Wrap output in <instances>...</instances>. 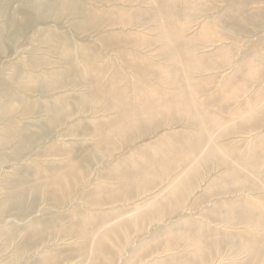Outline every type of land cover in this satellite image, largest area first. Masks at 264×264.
<instances>
[{
	"label": "rangeland",
	"instance_id": "rangeland-1",
	"mask_svg": "<svg viewBox=\"0 0 264 264\" xmlns=\"http://www.w3.org/2000/svg\"><path fill=\"white\" fill-rule=\"evenodd\" d=\"M168 24L200 62L188 81L219 129L185 170L149 186L136 179L135 192L122 193L120 163L141 169L145 152L160 157L175 137L202 138L197 115L171 114L144 119L125 141L109 129L117 110L85 100L96 77L174 96L159 69L177 67L178 46L161 38ZM144 60L154 65L144 71ZM212 149L234 157L205 160ZM73 158L84 176L70 195L51 192L55 170ZM155 206L162 217L130 228L125 242L106 238ZM0 207V264H194L193 243L204 238L218 245L204 264H264V244L258 257L251 251L264 239V0H0Z\"/></svg>",
	"mask_w": 264,
	"mask_h": 264
},
{
	"label": "bare ground",
	"instance_id": "bare-ground-1",
	"mask_svg": "<svg viewBox=\"0 0 264 264\" xmlns=\"http://www.w3.org/2000/svg\"><path fill=\"white\" fill-rule=\"evenodd\" d=\"M169 26H171V24H168V25L162 27L163 31H165V32H163V36L161 38H162V40H165L167 42L172 43L173 47H174V45L178 46L179 52L173 53V55L170 59L171 62L176 63L174 65L177 67H168L166 65H164V66L162 65V66H159V69H160V76L162 75L161 77H163L166 80V81L164 80L165 83L169 87H171L172 90H177L176 94L174 96H172V95L170 96V94L167 91L164 90L165 92H163L157 86L151 85V84L148 86V88H147L148 90H138V89L130 87V86H126L124 89H116L113 86H114V84H116L118 82V79H116L117 77L112 78L109 81V83L106 85H103L101 83V81L98 80L96 77V79L93 82L95 84L96 83L97 84L95 85V87L90 88L89 92L85 96V100L93 101V102L98 103V104H100L102 102L107 103V107L109 110H117L116 112L118 114V118L111 123V125L109 126V129H110V132H114L118 136L125 139V141H126V139H127V141H129V139L134 137L133 136L134 132H136L139 125L140 124H142V126L144 125L142 123L144 119H146V120L151 119L153 121V118L156 119L159 116L162 117L165 115L170 116L171 114H178V116L180 114L197 115L199 117L198 118L199 122H197V127H199L201 129L200 131L202 132L201 133L202 138L199 141L192 142L185 136L175 137L173 139L176 140L177 143H174V144L175 145L177 144L176 145L177 147H173V146L171 147L170 144H169L170 145L169 146L167 144L169 142H166V140H165L166 143L162 144V142H160L162 144L160 146H162V148L164 149V151H163L164 156H160V157L157 156L156 157V156L149 155L148 152H147V154H146V152L145 153L143 152L145 155L144 158H146L148 164L147 165H141V169L135 168L134 167L135 165L131 166L127 163H120L116 169L115 177L118 180L124 179V178L127 180L126 181L127 183L122 185L119 188V191L122 193L132 191V190H134V192H135L136 187L131 188L130 184H131V182H133L136 179L137 180L140 179V181H142L144 185L149 186V184H153L156 181H162V179H166V177H168L171 172H173L174 170H176L180 167H185L183 169V170H185L186 168H188V166L191 163H194V161L196 162V160L199 158V156L202 155V153L204 152L205 140H207V136H209V138H210L211 135H213L219 129V127L217 125L219 117L216 114H212V113L209 114V112H208L209 110L203 109V106L200 105V103H198V102H202V100L196 101V99H197L196 97L200 92L198 93L196 86L191 85L190 82L188 81L189 75H187V73H190V71L194 72L196 70L197 71L201 70V68L198 67V64L200 62L198 59L194 58V56L192 57L191 54L189 55L184 44H182V43L176 44L175 43V40H176L175 38L179 36V32H177L175 29H173L172 27H169ZM87 62L89 64V66H91V67L93 66L92 60H87ZM96 65L97 64H95V66ZM153 65L154 64H152L151 62H148V61L146 62L145 60H144V62L138 64V66L140 68H142L144 71H145V69L146 70L148 69V66H153ZM178 65H180L179 68H178ZM253 69H251V70H253ZM94 70L96 71L97 69L94 68ZM185 73H186V76H185ZM129 93H132L131 98H129ZM137 102H141V105H137ZM5 109L10 110L11 104L8 103L7 105H5ZM195 122L193 121V123H195ZM159 123H160V121H159ZM177 123H179V122L177 121ZM150 125H151V123L149 124V127H148V125H147V127L151 128ZM155 126H153V127H155ZM140 129L143 130V128H140ZM205 131L208 133L206 134ZM146 132H147V129H146ZM101 135L103 136V141L105 143L112 144L113 138L110 137V135L104 133L103 131H102ZM208 155H211L212 157H215V158L217 157L219 162H221L225 165H228L226 163H228L229 156H231V157L233 156V155H231V153L223 152L221 149H212L209 154L205 155V160H207V161L213 160L212 157L206 158V156H208ZM137 160H140V159H137ZM139 162H141V161H139ZM254 167L256 168L255 164H251L250 170L253 169ZM86 169L87 168H85V165L83 163H80V161L78 163V161L74 158L63 169H61V168L56 169L55 173L53 174L52 179L48 183L51 192L52 191L56 192V190L58 191V189H63L65 195H70L72 193L73 186H74L75 182L80 180L84 176ZM228 171L230 172V174L232 176L233 175H234V177L236 176V173H237L236 168H231ZM236 178H237V176H236ZM138 184H139V182H138ZM140 184H142V183H140ZM173 184H176V183H173ZM142 187H144V186H142ZM145 188L146 187H144V189L143 188L142 189L144 191H146ZM175 190H173V191H175ZM129 194L130 193H128V195ZM183 200H184L183 195L178 194L176 197H173L172 199H170L169 202L171 203L172 206L173 205L174 206H180L183 203L182 202ZM14 201L12 200L11 202H14ZM11 202H10V204H11ZM2 207H0V208H2ZM5 207L7 208L8 204ZM155 207L156 208H153V210H151V211L148 210L149 211L148 213L137 218L133 222H128L126 224L124 223L125 225H123V226L118 225L113 230L111 229L110 232L106 231L107 232L105 234L106 238L110 237L115 242L116 241L125 242V240L129 239L128 233L130 231V228H133V227L138 228L141 225L143 226L149 220L150 221L155 220V219H157V217L160 218L159 215L162 217V214H160L161 209H159L161 207H158V206H155ZM251 210L253 211V209H251ZM243 213H245V212H243ZM245 214L249 215V216H253L250 213H245ZM260 215H263V214H260ZM260 218L262 219V225L264 226V215L260 216ZM78 230H79V234H81L84 237L90 235L89 228H87L84 225L79 226ZM99 233H101V232H99ZM183 236H185V235H183ZM93 238H95V234L93 235ZM204 239L199 240V241H195L193 243V245L196 246V250H195V252H193L194 254H192V257H193L192 262L195 260L199 264H204L205 255H208L207 253H209V252L211 254L212 252H214L213 251L214 249L216 250L218 248L217 244L211 243V245H209L208 240L207 239L204 240ZM262 244H264V239L261 241L255 240L253 242L254 248L251 251H253L255 258L258 257V255L260 253L259 252L260 248L262 247ZM97 245L99 246L100 250H105V251L111 250V249H109L107 244H104L101 241L97 242ZM195 261H194V264H195ZM177 262L178 261L175 260L174 262L173 261L171 263L166 262L165 264H176Z\"/></svg>",
	"mask_w": 264,
	"mask_h": 264
}]
</instances>
